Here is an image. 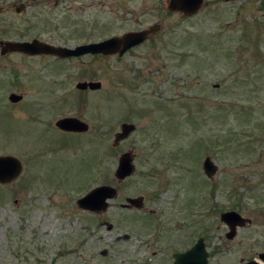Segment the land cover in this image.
<instances>
[{"label": "rangeland", "instance_id": "374dc122", "mask_svg": "<svg viewBox=\"0 0 264 264\" xmlns=\"http://www.w3.org/2000/svg\"><path fill=\"white\" fill-rule=\"evenodd\" d=\"M168 1L0 0V44L75 48L163 26L157 42L121 62L74 59L65 73L52 60L0 53V157L22 163L17 178L0 184V264L160 262L165 245L148 235L161 223L172 250L193 229V240L208 235L223 262L264 253V0H207L187 19ZM85 81L102 87L83 93ZM11 93L22 103L11 104ZM65 117L86 122L89 133L61 132L55 123ZM122 124L136 131L114 147ZM127 152L136 171L119 182ZM206 157L218 166L212 179ZM102 185L118 190L108 210L80 209L77 200ZM127 198H146L159 216L120 209ZM228 211L249 221L232 240L221 220ZM124 234L131 239L116 241Z\"/></svg>", "mask_w": 264, "mask_h": 264}, {"label": "water", "instance_id": "95a60500", "mask_svg": "<svg viewBox=\"0 0 264 264\" xmlns=\"http://www.w3.org/2000/svg\"><path fill=\"white\" fill-rule=\"evenodd\" d=\"M229 1V0H226ZM205 6V0H169L168 9L172 12H179L184 19L191 18L200 13ZM24 6L16 8L17 13H21ZM157 28V26H156ZM155 28V29H156ZM157 31V30H156ZM157 34L154 29L145 32L128 33L123 37H113L100 43H92L88 45H81L76 48H69L65 46H54L39 40L26 41V42H2L1 54L5 55L10 52L23 53L29 56L37 55H53L59 58L80 57L86 54H103V55H120L127 52L129 49L144 43L147 36L150 34ZM102 84L100 82H82L77 85L79 90H100ZM23 97L20 95H11L10 100L13 103L19 102ZM57 128L65 132L72 133H86L90 130L89 125L74 117H67L56 122ZM136 127L132 124H122L121 130L116 134L114 139V147H118L120 143L127 140L134 132ZM22 170L21 162L11 156L0 157V184H7L17 178ZM203 170L209 179L218 171V166L211 158H206L203 164ZM136 171L134 164V155L132 152L124 153L118 161V167L115 172V178L119 182L132 177ZM118 197V190L109 185L99 186L90 191L86 196L78 200V206L89 212L105 213L109 206L110 201ZM124 208H136L138 210L143 207V198H129ZM221 220L229 227L230 232L227 238L232 240L237 235L238 228L245 227L249 221L245 220L239 213L235 211L226 212L221 215ZM113 226L108 223V230ZM125 239L129 236L125 235ZM198 248V250H196ZM195 250V251H194ZM198 251L201 262L204 260L205 248L203 240L200 239L198 246L195 249L188 251L182 255H176V262H192L193 255ZM104 256L107 255L106 250L102 252ZM255 262V261H253Z\"/></svg>", "mask_w": 264, "mask_h": 264}, {"label": "flooded vegetation", "instance_id": "af4514ba", "mask_svg": "<svg viewBox=\"0 0 264 264\" xmlns=\"http://www.w3.org/2000/svg\"><path fill=\"white\" fill-rule=\"evenodd\" d=\"M21 5L24 6V8H23V10L21 12V13H23L26 10V5L25 4H19V5H17V7L18 6H21ZM16 8H15V10H16ZM160 8H163L164 10H166L167 9L166 3L161 4V7ZM21 13H18V14H21ZM96 26H97V23L96 22L94 24H91V27L92 28H95L96 29ZM156 26H157V28H156ZM150 29H154L155 32H158V33L157 34H153L152 33V34L148 35L147 36V39H146V41L144 43H142V44H140V45H138L136 47H133V48L129 49L127 52H125L122 55H120L119 53H117L115 55H112L116 59L117 62H121L122 59H124L126 57L133 56V54L135 53V51L138 50V49H140V48H142L143 46H145L147 44L153 45L155 42H157V40L161 37V34L163 33V31H162L163 30L162 21H159V22H157V23L149 26L148 28L142 27V29L131 30V31L127 32V33H123V35H120V36L119 35H114V36H111V37L106 38V39H103V40H97V41H93V42L91 41V42H88L86 44L99 43V42L105 41L107 39H110L112 37H123L124 35H126L128 33L145 32V31H149ZM33 40H39V39H33ZM33 40H31V41H33ZM16 42H18V41H16ZM24 42H26V41H24ZM14 54H18V55H22V56H25V57L33 58L35 60H38V59L43 58L45 60H52V62L55 61L56 63L63 65V68L60 69V70H62L63 73H65V72L68 71L69 63H70L71 60H74V59H77L78 60V59L85 58V57H90V58H93L94 60H96V59L99 60V58H101V57H105V58L108 57V56H105L103 54H95V55L94 54H87V55H84V56H81V57H78V58H64V59H62V58H59V57L53 56V55L29 56V55H26V54H23V53H18V52H10V53H7L5 55H2L1 54V56L2 57H5V56H8V55L10 56V55H14ZM66 76H67V74H66ZM66 79H64V80H66ZM85 82H88L89 83V82H92V81H85ZM79 91H81L83 93L84 92H90L91 93V92H96L97 90L94 91V90L87 89V90H79ZM13 94H16V93H11L9 95V101H10V103L13 104V105L21 104L22 101L24 100L23 99L24 97L22 95H20L23 98L19 102L13 103L10 100V96L13 95ZM170 102H171V104H174L175 105V104L178 103V100L171 99ZM55 125H56V123H55ZM61 132H64V131H61ZM88 133H89V131L86 132V133H72V134H76V135H86ZM134 160H135V157H134ZM157 197L158 196L156 195L153 198L155 199ZM127 199H129V198H127ZM127 199H126L125 203L119 205L120 206V209H125L126 211L138 210L136 208H130V209L129 208H124L123 206H125L127 204ZM145 200H146V198H143V207H142V209L139 210V211L143 212L142 215L144 217L153 218V219L156 218V217H158L159 216V212L157 210H155V209H147L146 208V205H145V202L146 201ZM77 202H78V200H77ZM77 205H78V203H77ZM86 212H89V211H86ZM89 213H93V214H96V215H100V213H94V212H89ZM101 225H105L107 227V229H108V222H105L104 224H101ZM242 228H244V227H242ZM154 229H155L154 232L148 235V237H149L148 240L154 239V242L157 245H161V244H164L165 245V247H164L165 250H163L162 251V254H161V255H163V257H161L160 262H131V264H264V253H259V254L256 255V257H254L252 259H249L247 261H244V262L243 261H241V262H223L218 257V254L215 253V249H213V247L211 246V241L209 240V236L208 235L201 236L199 238H194V240H193V237H192L193 236V231H194L193 229L191 231H189V235H188L189 236V241H187V243H185L182 246H180V244H179V246L176 249L174 248V250H172V248H171L172 247V245H171L172 242H170L171 239L170 238L168 239L165 236L166 226L164 225V223L159 224V227L158 228H154ZM125 235H128L129 238L128 239H125L124 238ZM130 239H131V235L124 234L122 236H118L116 241L130 240ZM200 239H202L203 240V243H204V248H205L204 260L206 262H201V258L199 256L198 251L193 255L192 262H176V260H177L176 255H182V254L187 253L190 250L195 249V247L198 246V243H199V240ZM168 246H170V247L168 248ZM196 250H198V248ZM103 251H105V250H103ZM102 252H101V255L103 257H106L107 255L104 256L102 254ZM106 252L108 254V251H106ZM157 256H158V254L156 252L153 253V255H152L153 259L156 258ZM253 261H255V262H253Z\"/></svg>", "mask_w": 264, "mask_h": 264}]
</instances>
